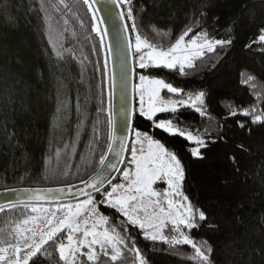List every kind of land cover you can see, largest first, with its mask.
Returning <instances> with one entry per match:
<instances>
[{"label":"trees","instance_id":"trees-1","mask_svg":"<svg viewBox=\"0 0 264 264\" xmlns=\"http://www.w3.org/2000/svg\"><path fill=\"white\" fill-rule=\"evenodd\" d=\"M120 4L132 42L129 7L139 35L147 40L148 29L170 32L172 42L191 27L189 36L206 32L209 39L231 41L195 59L184 75L179 66L141 69L134 60L136 79L161 78L181 90L174 94L180 98L203 92L199 108L204 114L184 107L148 120L135 112L133 132L160 140L180 160L181 190L206 216L200 221L197 214V227L182 226L181 231L211 249L208 264H264V121L253 123L251 114H243L253 107L256 114L264 113V42L256 39L264 28V0ZM92 16L83 0H0V190L73 184L99 167L108 149L110 74L106 46L100 47V37L92 31ZM248 76L255 78V90L242 82ZM156 120L201 136L199 155H192L195 145L183 136L156 128ZM94 197L100 201L103 196ZM99 207L109 215L108 227L135 239L145 264H199L190 245L145 239L114 209ZM29 214L28 205L0 209V236L7 239ZM171 229L167 232L175 235ZM66 236L58 234L29 264H61L56 244ZM80 260L91 264L86 257ZM100 264L138 261L125 250L118 262L102 258Z\"/></svg>","mask_w":264,"mask_h":264},{"label":"snow or ice","instance_id":"snow-or-ice-1","mask_svg":"<svg viewBox=\"0 0 264 264\" xmlns=\"http://www.w3.org/2000/svg\"><path fill=\"white\" fill-rule=\"evenodd\" d=\"M64 3V0H60ZM113 4H117L118 0H111ZM131 0H119V3L130 4ZM88 6V10L93 13L92 31L100 37V47L105 48L104 38L107 36L106 30H101L99 24L104 21H98L95 15V0H83ZM67 7V5H65ZM124 19V13L120 14ZM127 19L133 20L131 26L135 36L136 53H141L142 49H148L146 54L139 55L138 66L141 69L150 67H164L167 69H176L182 75L186 74V68H192L195 59L205 55V52H214L216 46H224L230 44L231 41L212 40L208 38L206 32L197 33L191 39L186 40L189 33L193 31L191 27L183 31L174 43L167 48L158 47L149 42L146 38H142L136 28L131 7L127 11ZM257 40L264 42V28H261ZM166 35V34H165ZM126 46L131 49L133 47L130 40L125 37ZM108 55L112 53L111 46L106 49ZM104 75L108 79L107 58L105 60ZM243 75V74H242ZM140 84L135 86L140 96V114L148 120H152L156 113L166 111H176V106L186 104L185 100L164 101L160 99V90L167 89L171 93H178L181 90L174 87L170 83H166L163 79L150 78L145 75L139 77ZM254 77L248 76L243 83H248L255 90ZM111 94V93H109ZM204 93H198L194 98L189 96V101L195 107L196 102L203 104ZM146 104V106H145ZM203 115V111L197 108ZM124 112V108H121ZM235 115L236 113H231ZM245 116L251 114L253 123L264 121V113L256 114V109H246L243 111ZM130 117V114H129ZM108 151L100 156V170L85 183L96 191L98 195L103 196L100 201L117 213L122 214L126 218V223L134 227H138L145 239L152 241H163L173 246L190 245L194 250L193 260H198L199 264H208L209 256L206 252L211 249H203L198 246L185 232L181 231V227L195 228V216L198 214L200 221H205L206 216L203 211L195 209L189 198L184 195L181 190V184L184 179V169L176 155L169 151L166 146L157 139H153L147 133L136 131V140L132 142L131 160L129 164L132 168L123 171V178L126 183L111 184V191L105 189L101 192L105 183H109L108 177L103 171L106 167L115 170L117 163L107 161V157L115 151L116 156L120 157L121 152L125 149V137L115 135V124L111 116L108 118ZM244 125H241L243 127ZM156 128L162 129L168 134H178L186 136L187 140L195 141L198 145L203 144V140L194 136L191 132L185 133L176 128L171 121L161 120L155 124ZM119 142V148H114V142ZM147 144L145 150L144 144ZM141 147L139 150L136 145ZM139 151V154H138ZM193 156L199 155V148L191 149ZM157 180H166L168 190L163 193L153 189V184ZM71 188V186H70ZM16 191V190H11ZM31 192L29 199L44 198L39 189L25 190ZM47 193L63 192V188L46 189ZM86 199L75 204H59L56 211L49 213L48 209H38L32 207V212L40 211L46 213L41 217L29 216L28 218L18 222L7 233V239L0 236V264H29L33 257H36L48 242H56L58 234L63 235L65 229L68 230L65 237L66 243L61 240L56 244L59 261L61 264H84L80 257H86L87 262L91 264H100L102 258H108L111 262L118 260L127 250L132 252L136 257L138 264H145L141 256L139 248L136 247L135 239L127 235H121L117 231L116 226L108 227L109 217L100 214L99 206L91 193H86ZM57 211L63 213L58 216ZM86 215L88 218L81 220ZM91 221V223H90ZM171 225V231L175 233L171 238L163 234V229L167 225ZM32 225V226H29ZM124 225L122 224L121 227ZM3 229H0V233ZM125 232L127 229L125 228ZM39 237L37 240L36 237ZM14 241V242H13ZM206 244V242H204ZM86 249V251H85ZM32 264H35L33 261Z\"/></svg>","mask_w":264,"mask_h":264},{"label":"water","instance_id":"water-1","mask_svg":"<svg viewBox=\"0 0 264 264\" xmlns=\"http://www.w3.org/2000/svg\"><path fill=\"white\" fill-rule=\"evenodd\" d=\"M95 9H97L95 15L98 21H104L100 23L101 30L107 31V36L104 38L106 49L111 46L112 53L108 56L109 74H110V96H111V117L115 124V135L124 136L125 149L121 152L120 157L116 156L113 151L108 157L107 161L111 163H117L115 170L104 168L103 171L108 177L109 183H105L101 191L107 188L118 176L123 168L126 155L128 152V146L132 136L134 128V86L136 81V70L134 65V56L132 48L129 49L126 46L125 37L131 41L129 27L125 18L121 19L120 13L123 12L121 4H113L111 0H95ZM124 108V112H121V108ZM130 114V117H129ZM114 148H119V142H114ZM108 151V149H107ZM106 151V152H107ZM100 170V165L94 173H92L86 179L63 186L53 187H19L0 190V209L15 205H29V204H52V203H68L75 202L87 198L86 193H91L95 196L97 193L94 189L87 187L85 183L93 176H95ZM71 186V188H70ZM63 188V192L47 193L43 190ZM16 191H11V190ZM42 190V199H36L31 192L25 190Z\"/></svg>","mask_w":264,"mask_h":264},{"label":"rangeland","instance_id":"rangeland-1","mask_svg":"<svg viewBox=\"0 0 264 264\" xmlns=\"http://www.w3.org/2000/svg\"><path fill=\"white\" fill-rule=\"evenodd\" d=\"M166 34V35H165ZM147 35H148V41L149 42H151V43H153V44H155V45H157L158 47H164V48H167L168 46H170V44L171 43H174L175 42V40L174 41H170L171 40V34H170V32H166V31H157V30H154V29H148L147 30ZM135 36H136V33H135ZM193 36H195V35H192V36H188V37H186V40H188V39H191ZM143 38V37H142ZM212 40H218V39H212ZM132 45H133V47H132V51H133V56H134V60H135V63H136V66L139 68V66H138V58H139V55H141V54H146V52L148 51V49H142V51H141V53H136V50H135V39L133 40V42H132ZM217 47V46H216ZM207 52V51H206ZM135 63H134V65H135ZM150 78H152V77H150ZM158 79H161V78H158ZM166 82V81H165ZM141 82H140V79L138 78V79H136V81H135V86H137V85H139ZM167 83V82H166ZM134 86V97H135V102H136V105H135V111H134V113L136 112V113H138V114H140V96H139V91L137 90V88ZM169 92L167 89H161L160 90V99H162V100H164V101H170V100H185V101H188V103H186V104H180V105H177L176 106V110H178V109H180V108H184V107H186V108H193V109H196L197 110V108H199V105L201 104L200 102H196V105H195V107L193 106V104H192V102L191 101H189V96H187V97H185V98H180V97H175L174 96V94L175 93H171V92H169L171 95H166V94H164V92ZM197 95V94H196ZM196 95H192L191 97H195ZM145 106H146V104H145ZM166 112H173V111H171V110H169V111H166ZM166 112H160V113H156L155 114V116L153 117V119L157 116V115H159V114H161V113H166ZM141 115V114H140ZM146 118V117H145ZM152 119V120H153ZM159 121H161V120H156L155 122H154V125L156 124V123H158ZM164 121H167V120H164ZM173 124V123H172ZM174 125V124H173ZM175 126V125H174ZM176 128H178L177 126H175ZM179 129V128H178ZM180 130V129H179ZM180 131H182V130H180ZM183 132H185V131H183ZM134 133V134H133ZM135 133L136 132H132V136H131V139H130V143H129V146H130V150H129V152H127V153H129L128 154V163L126 164V166H124V169L122 170V172L120 173V175H119V177H118V180L116 181V182H114L113 184H122V183H126L125 181H124V178H123V171L124 170H126V169H130V168H132V165H130L129 164V161L131 160V148H132V142L133 141H135L136 140V136H135ZM141 133H144V132H141ZM185 133H188V132H185ZM149 135V134H148ZM178 135V134H177ZM150 136V135H149ZM194 136H197V137H199L201 140H203L202 138H201V136H199V135H194ZM184 138H186V136H183ZM153 139H155V138H153ZM187 139V138H186ZM190 142H192L195 146L194 147H192V148H200L202 145H198L195 141H190ZM129 146H128V148H129ZM136 147H137V149L139 150V148L141 147L139 144H137L136 145ZM144 148H145V150H146V148H147V144L145 143L144 144ZM138 154H139V151H138ZM153 189L155 190V191H157V192H161V193H163L164 191H166V190H168V184H167V181L166 180H157V181H155L154 182V184H153ZM108 191H111V186L109 187V189H108ZM94 197V196H93ZM86 199V198H85ZM94 199H95V201L97 202V204H98V206L99 205H101V203H100V201H102L103 200V197H102V199L99 201L98 199H96L95 197H94ZM82 200H84V199H82ZM82 200H79V201H82ZM79 201H75V202H68V203H63V204H75V203H77V202H79ZM59 204H61V203H52V204H29L28 206H29V211H30V214L26 217V218H28L29 216H38V217H41V221H43V216L44 215H46V213H42V212H40V211H37V212H32L31 211V209H32V207H36V208H38V209H48L49 210V213L51 212V211H56L57 210V206L59 205ZM192 204V203H191ZM102 205H104V204H102ZM193 205V204H192ZM104 206H106V205H104ZM99 212H100V214H103V215H107V214H105L101 209H100V207H99ZM63 213H61V212H59V211H57V215L58 216H60V215H62ZM120 214V213H119ZM121 216H122V214H120ZM107 216H109V215H107ZM123 217V216H122ZM26 218H24V219H26ZM88 217L86 216V215H83L82 217H81V220H83V219H87ZM124 218V220L126 221V218L125 217H123ZM23 219V220H24ZM194 220H195V218H194ZM90 223H91V221H90ZM29 226H32V225H29ZM169 226H171L170 224L169 225H167L164 229H163V234L165 235V236H168L169 238H171V236H172V234H169L168 232H167V228L169 227ZM64 232L66 233V235H67V232H68V230L67 229H65L64 230ZM36 239L38 240L39 239V237L37 236L36 237ZM65 243H66V241H65ZM85 251H86V249H85Z\"/></svg>","mask_w":264,"mask_h":264},{"label":"bare ground","instance_id":"bare-ground-1","mask_svg":"<svg viewBox=\"0 0 264 264\" xmlns=\"http://www.w3.org/2000/svg\"><path fill=\"white\" fill-rule=\"evenodd\" d=\"M134 108H135V106H134ZM134 111H135V109H134ZM127 156V155H126ZM126 160V159H125ZM125 163V162H124Z\"/></svg>","mask_w":264,"mask_h":264}]
</instances>
